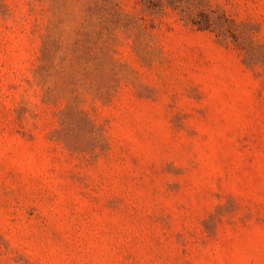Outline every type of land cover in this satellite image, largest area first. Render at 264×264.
Instances as JSON below:
<instances>
[{
	"label": "rangeland",
	"instance_id": "obj_1",
	"mask_svg": "<svg viewBox=\"0 0 264 264\" xmlns=\"http://www.w3.org/2000/svg\"><path fill=\"white\" fill-rule=\"evenodd\" d=\"M0 264H264V0H0Z\"/></svg>",
	"mask_w": 264,
	"mask_h": 264
}]
</instances>
